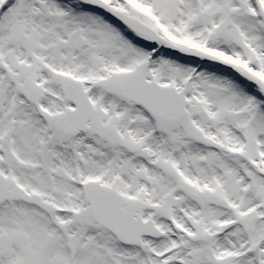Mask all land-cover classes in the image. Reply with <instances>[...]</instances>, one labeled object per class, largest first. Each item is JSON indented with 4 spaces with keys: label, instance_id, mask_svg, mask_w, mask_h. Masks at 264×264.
<instances>
[{
    "label": "snow or ice",
    "instance_id": "snow-or-ice-1",
    "mask_svg": "<svg viewBox=\"0 0 264 264\" xmlns=\"http://www.w3.org/2000/svg\"><path fill=\"white\" fill-rule=\"evenodd\" d=\"M0 264H264V0H0Z\"/></svg>",
    "mask_w": 264,
    "mask_h": 264
}]
</instances>
